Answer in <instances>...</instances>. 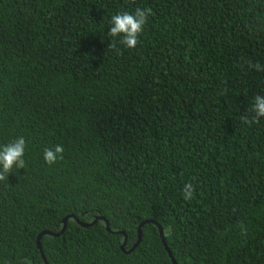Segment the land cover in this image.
Instances as JSON below:
<instances>
[{
    "label": "trees",
    "instance_id": "obj_1",
    "mask_svg": "<svg viewBox=\"0 0 264 264\" xmlns=\"http://www.w3.org/2000/svg\"><path fill=\"white\" fill-rule=\"evenodd\" d=\"M136 7L140 42L114 51L111 17ZM246 61L264 65V0H0V146L26 141L0 181V264H172L151 222L120 248L144 220L176 264H264V117L241 119L264 71Z\"/></svg>",
    "mask_w": 264,
    "mask_h": 264
},
{
    "label": "clouds",
    "instance_id": "obj_2",
    "mask_svg": "<svg viewBox=\"0 0 264 264\" xmlns=\"http://www.w3.org/2000/svg\"><path fill=\"white\" fill-rule=\"evenodd\" d=\"M152 15L151 8L136 7L134 13L128 11L118 12L111 17V27L107 35L112 38L109 47L116 51V43L123 45L127 49L136 48L140 42L139 37L144 31V27L148 22V18ZM117 54H120L117 51ZM249 69L256 71H264V65L246 61ZM251 111L254 115L251 118L247 116L241 117L243 122L247 125L258 124L260 118L264 117V95L257 94L254 97V103ZM26 151V141L21 137H17L13 142L0 146V181H7L10 173L14 169H24L26 163L24 155ZM64 146L61 144L53 145L51 148H45L43 151L44 162L52 166L64 159ZM194 185L186 183L182 188V195L184 200L190 201L194 193ZM24 264V262H22Z\"/></svg>",
    "mask_w": 264,
    "mask_h": 264
},
{
    "label": "water",
    "instance_id": "obj_3",
    "mask_svg": "<svg viewBox=\"0 0 264 264\" xmlns=\"http://www.w3.org/2000/svg\"><path fill=\"white\" fill-rule=\"evenodd\" d=\"M66 218H67V217H65V218L62 220V227H61L60 231H63V229H64L65 219H66ZM99 219L104 220L105 224L107 225V222H106V220H105L103 217H99ZM95 220H96V219H93V221L90 222V223H88V222H87V223L79 222V221L77 220V223H78L79 225H81V226H88V225L92 224ZM146 222H151V223H153V224L156 225V227H157V231H158V236H159V239H160L161 244L163 245V248H164L165 251L167 252V254H168L169 258H170L171 263H172V264H176L175 261H174V259H173V257L171 256V253H170V251H169V249H168L166 243H165V240H164V237H163L162 228H161V226H160L157 222H155L154 220H144V221H142L141 223H139L138 226H137V229H136V240H135V242H134V243L131 245V247H129L127 250H124V249H123V246H124V244H125V239H123V241H122V243H121V245H120V248L122 249V251H124V252H129V251H131V250H132V249L138 244V242H139V240H140V226H141L142 224L146 223ZM106 228H107V226H106ZM45 233H46V234H51L50 232L43 231V232H41V233L37 236L36 245H37L38 249H40L38 239H39V237H40L42 234H45ZM54 235H57V233L54 234ZM44 264H46V262H44Z\"/></svg>",
    "mask_w": 264,
    "mask_h": 264
}]
</instances>
